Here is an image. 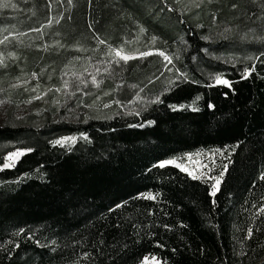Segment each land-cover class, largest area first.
Wrapping results in <instances>:
<instances>
[{"label": "trees", "instance_id": "16d2710c", "mask_svg": "<svg viewBox=\"0 0 264 264\" xmlns=\"http://www.w3.org/2000/svg\"><path fill=\"white\" fill-rule=\"evenodd\" d=\"M11 4L0 26L30 31L54 17L47 37L64 48L155 37L141 52L162 51L174 75L155 53L112 63L103 86L147 97L138 112L0 127V164L31 150L0 169V264H264V0H204L198 11L176 0ZM58 54L25 48L19 62L58 71ZM205 150L216 151L211 175L223 172L215 197L209 179L156 166Z\"/></svg>", "mask_w": 264, "mask_h": 264}, {"label": "rangeland", "instance_id": "374dc122", "mask_svg": "<svg viewBox=\"0 0 264 264\" xmlns=\"http://www.w3.org/2000/svg\"><path fill=\"white\" fill-rule=\"evenodd\" d=\"M13 1L15 0H11V3ZM203 1L176 0L177 4L185 11H198ZM6 11H11V9L0 8V16L2 12ZM54 22L55 18L51 17L48 23L30 31H22L12 23L0 26V41H3L0 43V60H3L6 65V67L0 66V101L3 102L0 103V127L5 124L38 123L44 115H51L55 121L74 122L87 118L90 114L97 117L111 114L116 110L135 113L148 103L149 99L140 93L129 94L127 92L117 96L111 94L108 88L103 86L100 75L113 63V60L119 59L115 56V52H110L109 49H123L122 54L138 57L143 48H151L156 45V39H153L155 37H148L146 44L142 43L139 37L132 38L126 40L119 48L103 45L99 41L94 43L90 49L75 43L68 44L64 48L56 38L47 37ZM34 29H40V31H34ZM33 47H36L37 50L51 48L56 52L57 57H60L58 53H63L62 56L67 55L63 58L64 62L62 68H59V72L49 71L46 66L41 68L33 66L31 70H27L25 68L27 61L19 62V52L21 49ZM149 51L152 54L162 52L153 49H149L147 52ZM164 56L167 55L164 54ZM164 56L161 57L164 59ZM164 61L168 70L166 76L174 75L170 68L172 61L171 63L165 59ZM31 63L34 65V62ZM8 68L14 69L13 75L8 73L11 71ZM36 68L37 71L34 70ZM93 77L96 78L99 87L92 83ZM65 82H67V87H65ZM37 96L41 98L36 99ZM17 151L26 153L28 150L14 149L8 153L4 162L0 164V169L5 168L4 163L7 162L8 156ZM215 155L216 151L205 150L181 155L170 160L180 163L187 169L185 172L191 171L194 175L209 179L214 184V180L210 177H216L211 175L212 159ZM188 157L191 159L189 160ZM202 165H208V167L205 168ZM140 264H161V262L155 257H146Z\"/></svg>", "mask_w": 264, "mask_h": 264}, {"label": "snow or ice", "instance_id": "6c2138e0", "mask_svg": "<svg viewBox=\"0 0 264 264\" xmlns=\"http://www.w3.org/2000/svg\"><path fill=\"white\" fill-rule=\"evenodd\" d=\"M69 3H71V0H68ZM209 2H211V0H209ZM255 2V0H254ZM15 7V5L11 4V0H0V8H7V7ZM261 18H264V17H261ZM34 31H40V29H34ZM141 31H143V29H141ZM226 31H228V29H226ZM7 39V38H5ZM155 39V38H153ZM3 41H0V43H2ZM99 43L103 44L104 41L103 40H100ZM77 50H80V49H77ZM110 52H115V56L118 57L119 59L118 60H113V63L117 64V66L120 65V61H123L124 63H127L130 59H136L137 57L134 56V55H124L122 54L123 52V49H109ZM141 56H149V55H152V53L149 51V52H143L140 54ZM159 55L161 56H164V53L163 52H160ZM164 59L167 60L169 63H171V60L168 56H164ZM257 59H259V57H257ZM0 66H5L4 63H3V60H0ZM254 67L251 71H254ZM251 71L250 70H245V73L243 74V78L244 79H247L249 75H251ZM35 73L33 74V76L35 77ZM215 82L216 84H219V85H223V86H226V87H231V84L228 80L226 79H222L221 76H216L215 77ZM92 83L96 86V87H99V83H97L96 81V78L93 77L92 79ZM214 86V85H212ZM65 87H67V82H65ZM33 91H35V89H33ZM36 99H40L41 97L40 96H37L35 97ZM30 102V101H29ZM159 102V101H157ZM0 103H3L2 101H0ZM173 107V110H179L176 108V106H172ZM151 123V122H150ZM84 139H87V137H83ZM69 140L71 141H75V138H72V137H69V138H65L63 141L61 140H58L56 141L55 143L56 144H64V143H67ZM28 151H31V150H28ZM217 151H220V150H217ZM25 153L24 152H20V151H17L15 153H12L8 156L7 158V162L4 163V167L5 168H8V167H14L15 166V161L17 159H19L20 156L24 155ZM188 159L190 160L191 157H188ZM168 165H173L177 168H180L181 171H187L186 168H184L180 163H177L176 161L174 160H169V161H164V162H161L159 163L158 165H156L157 167H160V168H164ZM202 167H205L207 168L208 165H202ZM226 167V166H225ZM188 175L192 177V179H199L198 176L194 175L191 171H188ZM222 178H223V172L220 173L219 176L217 177H210V179H213L214 180V184L210 185V188H211V192H210V195L215 197L216 195V192L219 190L218 186L220 185L221 181H222ZM261 179H264V176L261 177ZM146 199H155L154 196H146L144 197ZM262 211H264V209H262ZM252 233H251V230H249L248 232V236L249 238L251 237Z\"/></svg>", "mask_w": 264, "mask_h": 264}]
</instances>
